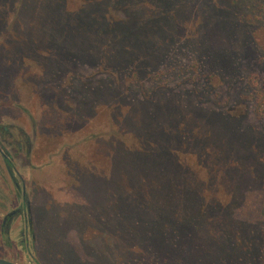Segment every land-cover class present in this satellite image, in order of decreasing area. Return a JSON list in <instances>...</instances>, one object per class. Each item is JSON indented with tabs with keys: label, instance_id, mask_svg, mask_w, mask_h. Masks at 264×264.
Returning <instances> with one entry per match:
<instances>
[{
	"label": "rangeland",
	"instance_id": "rangeland-1",
	"mask_svg": "<svg viewBox=\"0 0 264 264\" xmlns=\"http://www.w3.org/2000/svg\"><path fill=\"white\" fill-rule=\"evenodd\" d=\"M0 122L48 264H264V0H0Z\"/></svg>",
	"mask_w": 264,
	"mask_h": 264
},
{
	"label": "flooded vegetation",
	"instance_id": "flooded-vegetation-1",
	"mask_svg": "<svg viewBox=\"0 0 264 264\" xmlns=\"http://www.w3.org/2000/svg\"><path fill=\"white\" fill-rule=\"evenodd\" d=\"M14 124L0 122V260L12 264H48L50 256L45 258L41 254L40 259L39 245L44 237L42 241L39 239L42 227H37V207L32 204V189L37 182L23 174V170H34L33 148L37 137ZM8 192L14 194V201H7ZM15 233L18 240H13ZM22 256L26 258L24 263L20 262Z\"/></svg>",
	"mask_w": 264,
	"mask_h": 264
},
{
	"label": "trees",
	"instance_id": "trees-1",
	"mask_svg": "<svg viewBox=\"0 0 264 264\" xmlns=\"http://www.w3.org/2000/svg\"><path fill=\"white\" fill-rule=\"evenodd\" d=\"M256 88H257V87H256ZM137 181H138V180H137ZM135 186H136V187H135L136 189H135L134 191H133V190L131 191V193H133L131 196H135V195H139V196H140V195H142V192H143V193H145V192H146V193H147V196H148V198L150 197V196H149L150 194L148 193V190H147V189H145V187H144V186H142V187H139V182H138V184H135ZM134 198L136 199V198H137V196H135Z\"/></svg>",
	"mask_w": 264,
	"mask_h": 264
},
{
	"label": "water",
	"instance_id": "water-1",
	"mask_svg": "<svg viewBox=\"0 0 264 264\" xmlns=\"http://www.w3.org/2000/svg\"><path fill=\"white\" fill-rule=\"evenodd\" d=\"M0 264H12V263H9V262H6V261H3V260H0Z\"/></svg>",
	"mask_w": 264,
	"mask_h": 264
}]
</instances>
